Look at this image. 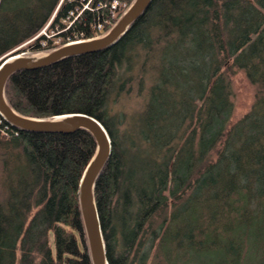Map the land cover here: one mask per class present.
I'll use <instances>...</instances> for the list:
<instances>
[{
  "label": "trees",
  "instance_id": "trees-1",
  "mask_svg": "<svg viewBox=\"0 0 264 264\" xmlns=\"http://www.w3.org/2000/svg\"><path fill=\"white\" fill-rule=\"evenodd\" d=\"M56 3L21 15L0 0V56ZM236 69L256 92L231 122ZM132 94L138 107L112 111L110 97ZM3 97L24 116L81 111L107 129L93 197L109 264H264V0H150L110 46L15 69ZM95 149L85 127L0 115V264H92L79 182Z\"/></svg>",
  "mask_w": 264,
  "mask_h": 264
},
{
  "label": "water",
  "instance_id": "water-1",
  "mask_svg": "<svg viewBox=\"0 0 264 264\" xmlns=\"http://www.w3.org/2000/svg\"><path fill=\"white\" fill-rule=\"evenodd\" d=\"M150 0H134L117 23L103 36L62 44L44 56L27 61L22 46H16L0 56V115L10 123L32 130L71 131L77 127L87 128L96 140L95 153L87 163L80 182L79 199L84 217L87 248L92 264H109L105 254V242L93 197L94 181L103 163L111 153V140L103 123L94 115L81 111L56 114L50 118L28 117L17 113L3 102V84L7 76L20 67H38L56 61L66 55L93 51L108 47L126 31L133 19L142 13ZM10 59V60H9ZM64 116L62 120L56 118Z\"/></svg>",
  "mask_w": 264,
  "mask_h": 264
},
{
  "label": "rangeland",
  "instance_id": "rangeland-1",
  "mask_svg": "<svg viewBox=\"0 0 264 264\" xmlns=\"http://www.w3.org/2000/svg\"><path fill=\"white\" fill-rule=\"evenodd\" d=\"M36 1L38 3L44 1L46 5V4H50L51 0H6V5L10 6L12 4H17V3L21 5L24 4L19 9L20 10L19 14L22 15L24 13H27L28 10H30L35 5L34 3ZM58 1L59 0H57V3ZM10 16L11 13L8 11L2 12L0 14V18H4V20H7ZM40 35H45V38L40 40L38 43H36V41H34V37ZM47 39L48 40L50 39L49 43ZM64 39L66 40V37H63L62 34H58V33L56 34L55 28L54 27L51 28L49 24L47 25V21H46L37 31L36 34H34L31 38L25 40L18 46H22L21 48L24 49L25 51L24 54H40V57H42L48 52H50L53 48L60 46ZM230 79H231V91H232L231 95H232V100L234 102V109L230 117V121L232 122L238 119L241 115H243L246 111L249 110L255 97L256 88L254 84L249 82L244 72L240 69H236L230 75ZM140 100H141L140 97L134 94H132L131 96L124 95L114 101H112V97H110L109 104L112 107V111H118L120 109L131 110L132 108L139 106ZM77 237L79 236L77 235Z\"/></svg>",
  "mask_w": 264,
  "mask_h": 264
},
{
  "label": "built area",
  "instance_id": "built-area-1",
  "mask_svg": "<svg viewBox=\"0 0 264 264\" xmlns=\"http://www.w3.org/2000/svg\"><path fill=\"white\" fill-rule=\"evenodd\" d=\"M134 0H59L51 16L47 20V25L53 20L59 7L67 4L64 14L59 16L55 22L56 33L67 36L61 43L68 44L80 40L105 35L128 10ZM90 15V17H88ZM77 22H86L92 32V37L85 36L83 32H76L73 28ZM73 36V37H70Z\"/></svg>",
  "mask_w": 264,
  "mask_h": 264
},
{
  "label": "bare ground",
  "instance_id": "bare-ground-1",
  "mask_svg": "<svg viewBox=\"0 0 264 264\" xmlns=\"http://www.w3.org/2000/svg\"><path fill=\"white\" fill-rule=\"evenodd\" d=\"M21 55H24V56H25V59H26L27 61H30V60H33V59H36V58H40V54H24V53L22 54V53H21ZM9 60H10V59H9ZM2 99H3V102L6 103V101H5V99H4L3 96H2ZM56 118L62 120V119L64 118V116H62V115H58Z\"/></svg>",
  "mask_w": 264,
  "mask_h": 264
}]
</instances>
